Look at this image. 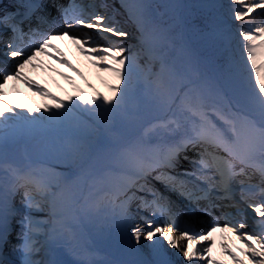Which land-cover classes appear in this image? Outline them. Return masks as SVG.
<instances>
[{
	"label": "snow or ice",
	"instance_id": "6c2138e0",
	"mask_svg": "<svg viewBox=\"0 0 264 264\" xmlns=\"http://www.w3.org/2000/svg\"><path fill=\"white\" fill-rule=\"evenodd\" d=\"M230 2L237 5L233 12L237 21H243L254 9H264V0ZM49 4L62 13L64 30L41 35L38 27L33 28L29 24L25 32L22 25L34 16L40 22H48L45 14L37 13ZM12 7L16 10L0 12V28L4 31L10 28L12 33L5 42V56L15 61L11 70L0 67V151L7 146L10 137L72 121L76 109L90 113L107 126L125 107L133 69L140 67L138 60L141 53L147 57L144 70L146 78L152 77L150 84L154 99L170 111L171 116L150 126V134L158 137L156 142L150 143L141 136L116 150L115 159L120 164L117 169L98 171L95 161L105 151L104 147L101 145L93 149L81 143L71 144L66 149L65 158L74 166V171L68 174L56 173L50 168L21 172L18 168L7 166L10 182L2 184L0 190V249L8 245L15 221L20 226L17 247L23 256L22 264H65L58 258V247L62 243H71L76 236L75 227L69 223L65 213L76 202L73 188L83 185L94 187L102 182L103 195L92 204L86 201V210L111 207L121 220L127 221L129 205L136 202L139 209L152 215H167L170 220L167 227L148 219L132 228L131 237L136 243L142 238L152 242L151 258L127 264H174L164 250L165 245L176 249L177 256L182 253L186 264H194L198 252L206 264H222L211 259V232L217 229L232 233L240 242L239 251L246 259L223 245L236 264H264V200L259 204L247 203L248 208L259 217L255 220L256 232H250L246 223H239L237 228L230 227L232 221L227 220L222 226L214 221L211 229L200 235L184 217L177 214L171 197L165 195V191L175 193L190 204L204 202V210L210 215L211 209L217 207V200L233 199V182L238 177L247 176L246 169L256 170L264 182V25L251 31L241 27L239 31L251 74L252 107L238 115L232 111L225 112L218 103L209 102L206 81L198 82L178 73L157 54L156 46L161 33L151 21L149 6L142 0H121V7L127 11L128 18L139 33V51L134 50L135 46L129 47L122 42L109 45L107 38L103 42L94 40L91 34L82 30L83 26L108 34V37L126 39L132 33L120 26L114 17L95 9L82 16L75 15L80 6L74 0L67 6L59 5L55 0H14ZM10 20L13 22L9 24ZM73 28L80 29L79 33L70 32ZM64 37L72 40L82 54L89 56L93 65H103V70L115 77L118 83L110 85L112 95L98 92L94 96L62 98L25 75L26 66L38 67L34 63L38 53L51 56L80 72L52 43L53 39ZM93 44L95 46H90ZM49 48L55 53L47 51ZM156 59L160 61V68L153 72L150 62ZM10 80L22 81L41 97L55 101L54 105L44 104L43 109H39L13 103L6 98L4 90ZM239 183L243 186L245 181L239 180ZM157 184L165 191H161ZM18 193L20 199L17 205L13 200ZM45 208L48 209L47 219L34 215ZM71 219L75 220V217ZM174 230L179 233L178 236L173 235ZM39 235L46 238V246L43 247L46 258L37 261L33 256L41 250L37 247L39 241L36 238ZM204 242L208 245L200 247Z\"/></svg>",
	"mask_w": 264,
	"mask_h": 264
},
{
	"label": "rangeland",
	"instance_id": "374dc122",
	"mask_svg": "<svg viewBox=\"0 0 264 264\" xmlns=\"http://www.w3.org/2000/svg\"><path fill=\"white\" fill-rule=\"evenodd\" d=\"M4 1H6L8 6L4 7ZM59 1L61 4L67 6L70 0ZM74 1L77 5L80 6L75 10V13H81V9H83V14H86L91 13L95 9V11L97 12H101L108 16L114 17V19L119 22L120 26H122L125 30L129 31L130 33L139 34L136 31L135 25L128 18L127 11L124 8L121 12H124L123 10H125L126 13L117 14L114 11V7L118 6V4H116L117 2H107V0ZM245 2H247V0H245ZM13 3L14 0H0V12L15 11L16 9L12 7ZM89 3H91L93 6L87 7L86 5ZM153 4V0H149L147 2V5H149L151 9ZM236 7L237 5H233L230 0H226V14L217 18L216 24L214 25L213 29L215 27H218L221 23L226 22L224 26L226 28H224V32L227 33V37L235 36L236 42H238L239 48L236 49V60H241L243 66L245 68H248V64L244 58L245 56H243L242 54L244 53V50L241 37L239 36V31L241 27H243L245 30L251 31L254 30V28L257 26L264 25V9H254L253 12L250 13L248 17H245L243 21H237L233 18V12ZM58 14L59 16L56 19L61 21L63 15L59 12ZM153 15L157 16L158 14ZM249 20H251V22H249ZM12 22L13 21L10 20L9 24ZM25 24H28V22H26ZM157 25L158 26L156 27L160 28L159 31L161 33V39H163L166 35V33L163 32V30L165 29L161 24ZM176 29L178 30L177 32H179L180 28L176 26ZM62 30H64V23L62 25H59L58 29L56 28L51 33L47 32L45 34H52L56 31ZM82 30L91 34L94 40L103 42L105 38H107V43L109 45L113 42H122L125 45L132 47L130 45V39L134 38L132 35L126 39L115 36L108 37V34L97 33L96 31L89 30L86 25L85 28H82ZM79 31L80 29L76 28L70 30V32L72 33H79ZM11 35L12 33L10 28L7 31H4L2 28H0V45L4 44L11 37ZM203 37L206 38L205 42L207 44H210L212 42L211 34H206ZM160 40L156 46V52L160 56H166L169 54V52H162L164 45L160 43ZM25 42L27 43V37H25ZM52 43L56 45V48L60 49V51L63 52L64 57L68 61H70L71 64L75 65V67L78 68L80 72L74 71L66 64L60 63L56 59H53L51 56L48 55L46 59H44L45 61H43L40 59L39 55H44V53H38L34 61V63L37 64L38 67L33 68L31 66H26L24 69L26 76L36 80L39 84L48 88L55 95L62 98H67L68 96L77 98L81 95L94 96L98 92L106 96L112 95V89L110 88V85L118 83V81L110 73L103 70V65H101V67L93 65L91 63L90 57L82 54L76 47V45L72 42V40L68 39L67 37H64L63 39L55 38L52 40ZM90 46L95 45L93 44ZM134 50L139 51V42L136 43ZM5 51L6 49L3 47L0 49V67H8L9 70H11V67L15 64V61L7 58L5 56ZM47 51L55 53V50L52 48H49ZM146 61L147 57L143 53H141L140 59L138 60V64L140 65V67L133 69V73H135V76H137V78H132V83L129 87L135 86V88H140L142 87L141 85L143 81H145V79L147 78L149 79V77L146 78V72L144 70L146 66ZM152 63L153 61L150 62L151 65H153ZM229 68L231 70L234 69V67L231 65L229 66ZM240 72L241 71H239L237 74H239ZM62 73L64 75H62ZM233 76L234 73L230 71L226 74H220L219 78L223 86L230 89V91L235 94V98L238 100V102L243 103L244 98L240 97L238 95V92L242 90L241 87L248 86L242 80L241 87H231L230 80L233 78ZM136 79H140V81ZM151 79L152 77H150V80ZM4 90L6 93V98L8 100L12 101L13 103L27 105L31 108L43 109L44 104L54 105L55 103V101L51 99L41 97L20 80H10L4 86ZM149 97L152 99V95L149 94L148 98ZM128 105H130L129 99L126 100L124 109L121 112L117 113L111 119L113 123L110 122L107 126L97 121L96 118L90 113L83 112L79 109L75 110V118L72 121L62 124L63 128L64 126H67L70 130H74L76 126V120L78 119V116H80L79 120H83L84 117H87L91 121L97 122V124H101L106 127V129L104 130L107 140L106 144L103 146L105 151L99 154L102 156V160L97 168V170H99L100 172H105L107 167H110L112 169L119 168L120 164L115 159L116 150L133 141L132 139H134L135 137L138 138L143 136L150 143L156 142L158 137H156L154 134H150V126L160 120L167 119L169 116H171V113H169L167 116L156 119L153 122L144 126L143 128L138 127V125L136 124V116L131 113V111H129ZM146 105V107L150 105L152 107L156 106L154 108V111L162 109L161 106L159 107V105H155L152 100L148 101ZM148 115L150 116L151 113L148 112ZM59 126L61 125H57L54 127L48 126L45 128H40L36 131H32L30 133L26 132L23 134L16 135L14 137H10L8 140L10 148L8 149L5 147L3 151H0V154L3 155V162H5L3 165L0 166V172H8L7 166L18 168L21 170V172L27 171L29 169L44 168L41 167L43 165L40 166L38 162L33 159L34 157L42 156L41 153H36L34 152V150L40 149V152H42L47 148H58L59 141L65 139V134L63 133L60 136V133L58 132L60 131L57 128ZM122 129H126L125 132H122ZM136 132L140 133L136 136H133ZM34 134H37L39 136L37 140H32V136ZM71 136H73V132H71L70 137ZM19 137H23L25 139V142L23 144H18ZM72 168L73 167H69L68 169L65 168V171H68V173L74 171V169ZM156 186L162 189L161 186ZM78 189V186L73 188V192L75 193L76 197V202L65 210L66 215L69 217V223L73 224L75 227L76 236L69 246L68 243H62L58 247V249H65L68 247H73L75 249L81 244L83 251L89 255L90 264H127V262L129 261H139L141 260L140 257H142L143 254L149 253V247H142V243H140L143 241L146 242V240L142 238L139 243H136V241L131 237L132 229H130V225L132 223L143 224L146 220L151 219V217L146 218L141 212L137 210H130L127 221H123L119 218L117 212H114L111 207L100 206L98 209L89 208L88 210H86V203H83L81 199L79 200V198H77ZM102 195L103 194L101 193L97 194L95 197V201H97ZM19 199L20 195L18 193L14 197L13 203L18 205ZM90 200L91 196L88 198V201ZM176 201L181 204L180 200ZM182 206L187 207V204L182 203ZM78 208H80L82 214L85 215L84 219L79 215ZM92 212L95 213L93 215L96 218L92 216ZM111 212L113 213V215H109ZM34 215L37 218L47 219L48 209L45 208L44 211L36 212L34 213ZM100 215L104 216V218H102ZM73 216L75 217V220L71 219ZM211 227L212 226L205 227L201 231L204 232L206 230H210ZM19 232L20 226L14 221L12 234L9 237V243L3 248V252L10 254L11 258L4 264H22L23 256L21 251L17 247L18 243L20 242L18 237ZM36 239L39 241L37 247L41 248V250L33 256V259L39 261L41 259L46 258L45 252L43 250V247L46 246V238L44 235H39ZM108 251H111L112 254L108 255ZM166 253L167 255L171 256L169 252ZM235 253H238V251H235ZM198 254L200 253L198 252L197 255ZM226 257L230 258L229 255ZM176 259L178 260L179 257H177ZM232 264H236V262L232 261Z\"/></svg>",
	"mask_w": 264,
	"mask_h": 264
},
{
	"label": "trees",
	"instance_id": "16d2710c",
	"mask_svg": "<svg viewBox=\"0 0 264 264\" xmlns=\"http://www.w3.org/2000/svg\"><path fill=\"white\" fill-rule=\"evenodd\" d=\"M175 0H153V9L154 13L158 14L159 17L156 16L158 21L162 24H166L168 21H171V16L169 15L171 12V6L175 5ZM173 2L171 5L170 3ZM187 3V13H188V28L192 34V36H196V40L201 38V34H197V32L205 33L207 30L211 29L208 24V20L210 17L217 13L216 7L212 4L210 0H186ZM171 26H165V28H170ZM180 45L174 46L173 52L170 57V61H177V65L184 69L185 75L194 78L192 75L196 73L197 61L195 58H191V55L188 56L185 53H182L180 50ZM202 58L210 65H212L219 74H226L227 72L236 73L238 71V66L234 62L236 59V55L234 53L233 44L224 39H218L215 41L214 45L206 49L204 53H202ZM233 66L234 69H230L229 66ZM207 78H211L213 81L212 73H209ZM244 81L248 87H241L242 82ZM206 81V80H204ZM250 76L247 74H240L239 76H233L231 79L230 85L233 88L241 87L242 90L238 92L240 97H243L245 100L251 102V87H250ZM207 82V81H206ZM215 85V84H213ZM208 87H212L208 85ZM215 92H211L210 95L215 96ZM216 100V96H215ZM84 134L92 133L94 130L92 126L84 127Z\"/></svg>",
	"mask_w": 264,
	"mask_h": 264
},
{
	"label": "bare ground",
	"instance_id": "6f19581e",
	"mask_svg": "<svg viewBox=\"0 0 264 264\" xmlns=\"http://www.w3.org/2000/svg\"><path fill=\"white\" fill-rule=\"evenodd\" d=\"M71 2H73V0L69 1V3H71ZM88 6H92V5L89 4ZM44 13L46 15V12H44ZM47 13H48L49 17H52V15H53L52 11L51 12L47 11ZM2 47H5V44L2 45L0 48H2ZM41 56H43V57H41ZM39 57H40L41 60L45 61L44 59H46L47 55L40 54ZM2 176L3 175L1 174L0 177H2ZM240 178L245 179V178H248V176H243V177H240ZM1 180H2V178H0V190H2V185L1 184L3 183ZM249 186H251V184H249ZM234 192H235V190L232 187V194H234ZM236 193H237V191H236ZM247 196H248V198H246V199H244V198L242 199L241 198L240 200L241 201H245V202L248 201V202H251V203H254V204L256 203L255 200H256L257 197H256V195L254 193H250ZM216 204H217V207L212 208L211 212H212V210H214V212L219 213L220 212L219 206L221 204L220 200H217ZM175 210H176L177 214L179 215V212L181 210L177 207V205H175ZM140 211L141 212L142 211L145 212L143 209H140ZM238 211L239 212H243V210H238ZM156 218L157 217L155 216V219H153V220L158 222V220H156ZM189 218L191 219V227L194 228L195 221L190 215H189ZM168 223H170L169 218L167 220H161L159 224L161 226L167 227ZM135 225L136 224L133 223V224L130 225V227H134ZM200 228H201V226H197L194 229L196 231H198V230H200ZM237 231L239 232V230H237ZM249 231L250 232H256V230H252L251 228H249ZM226 233H228V234L226 235ZM178 234L179 233L174 230L173 235L177 236ZM211 238H212L211 241H214L213 246H211V248H212L211 259L216 260V261H221L222 264H231L230 260L232 258H226V260L224 261L223 259L220 258L221 256H219L220 254L223 255L224 257H226L228 255V253L225 252L223 245L226 244L231 251H235V250L239 251L240 242L236 240L235 236L232 233H229L227 231H220L219 229H217L214 232H211ZM217 238H218V241H216ZM140 243H142V247H149V253L148 254H143L141 259H150L151 258L150 257V253H151L150 245L152 244V242L151 241H146V242L143 241V242H140ZM180 243L183 244L184 241H182ZM236 243H237V245H236ZM207 245H208V242H204V244L201 245L200 247L207 246ZM79 249L80 248H78L77 250L73 249V248H69L64 253L63 252H58V258L60 260H62V261H65V260L69 259V260L72 261V264H87L88 259H87L86 255L82 254V253H79L78 252ZM164 250H165V252H169L171 254V256H168L171 260H174L177 257H179V259L177 260L176 264H186V262L184 261V259L182 257V253L179 256L176 255V249L168 248L167 245H165V249ZM236 255L240 256L241 258H245L244 254L241 253V252L236 254ZM194 264H206V262L203 259H200V254H198L194 258Z\"/></svg>",
	"mask_w": 264,
	"mask_h": 264
}]
</instances>
